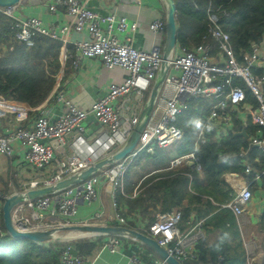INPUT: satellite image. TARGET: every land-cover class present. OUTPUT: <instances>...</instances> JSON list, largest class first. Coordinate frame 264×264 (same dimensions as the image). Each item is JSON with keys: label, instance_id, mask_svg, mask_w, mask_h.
I'll use <instances>...</instances> for the list:
<instances>
[{"label": "built area", "instance_id": "1", "mask_svg": "<svg viewBox=\"0 0 264 264\" xmlns=\"http://www.w3.org/2000/svg\"><path fill=\"white\" fill-rule=\"evenodd\" d=\"M88 5V1L82 0H53L48 7L49 11L56 13L59 7H64L69 18L68 23L59 31L45 28L38 18H14L11 24L15 38L29 46L33 45V39L39 35L59 41L65 47L72 33L86 34L88 40L75 43L78 55L76 64L82 58H100L106 69L120 68L127 74L122 82L111 84L108 93L95 101L89 111L76 107L64 95H59L58 100L67 107L65 114L55 119L40 114L31 126L19 125L8 135L0 138V156L12 158L16 150L15 145L18 143L24 151V160L37 170H44L56 161L55 173L45 179L32 181L27 191L53 186L111 156L123 147L140 119L123 118L115 106L116 103L132 94L143 97L151 90L162 70L164 60L160 46H155L149 51L135 47L134 33L139 29L137 22L129 21L127 18H117L112 14L102 15ZM211 21L214 27L209 31L210 36L218 42L227 58L226 63L218 64L211 60L208 44H202L195 50L181 48L179 53H174L156 107L141 135L135 155L150 153L155 147L167 148L179 143L184 133L176 124L179 117L189 109L191 100L212 98L215 102L211 104L208 121L222 120L227 124L230 123L238 114L239 108L246 103V92L242 87L234 85L235 78L241 79L246 84L258 102L256 110L248 107L251 109V123L264 128V75H256L253 72L260 61L258 49L254 48L253 53L247 54L244 62L240 64L229 34L217 26V19L214 16L211 17ZM165 30V21L157 20L150 25L151 32L165 33ZM118 35L124 39L122 40ZM31 111L28 106L13 103L0 95V118H8L12 115L20 124L29 120ZM90 117L94 118L100 125V130L102 129L92 140L86 136L85 128V123ZM210 130V124H207L205 130L199 133L198 143L207 142L204 132ZM65 146H70L71 154L63 160H56L58 147ZM250 146L264 153V138H251ZM239 157L244 158L245 154L242 153ZM185 161L191 162L198 171H201L195 152L176 159L174 164L177 166ZM126 169L124 160L105 168L80 185L51 196L25 201L17 206L12 214L14 227L20 232H32L74 225L51 224L46 220L76 217L79 213L80 201L92 203L98 198L97 188L103 178L115 192L120 190L123 187ZM245 172L251 174L253 172L251 166L246 165ZM254 175L255 180L264 179V171ZM115 192L114 199H116ZM252 197V191L243 188L235 196L230 208L237 215H241ZM7 198L8 196L0 192V236L3 235L2 207ZM117 205L118 203L114 202V207ZM116 219L121 224L126 223L120 214H116ZM182 220L181 212L172 211L160 215L146 231L178 261L184 263L196 258L190 244L202 238V235L198 233L189 239L180 230ZM87 224L91 223L87 222ZM121 243L120 238H113L106 247L114 254L119 251ZM129 259L130 264H141L137 256H131ZM222 262L223 259L218 264ZM62 264L94 263L89 262L72 244H67L62 252ZM154 264L164 263L159 259Z\"/></svg>", "mask_w": 264, "mask_h": 264}, {"label": "crops", "instance_id": "2", "mask_svg": "<svg viewBox=\"0 0 264 264\" xmlns=\"http://www.w3.org/2000/svg\"><path fill=\"white\" fill-rule=\"evenodd\" d=\"M88 1V6L102 15H115L117 18H127L129 21L137 22L139 29L134 33V45L139 50L149 51L155 46H160L162 53L165 45V33H154L150 31V25L157 20L166 21V8L162 0H82ZM53 0H24L17 6L11 7V16L13 18H38L42 21L45 28H51L59 31L68 23V15L64 7H59L56 13H51L48 9ZM10 10V9H9ZM122 40L121 35H118ZM19 41L15 38L11 39V43L7 44L14 46V43L26 46L29 49L35 46ZM88 37L82 33H72L69 37V42L64 47L62 45L59 57L60 70L57 74V81L48 98L36 108H31L30 118L27 122L18 123L14 116L8 118H0V138L8 135L16 127L31 126L35 118L44 114L51 119H55L61 114L67 112L66 105L58 100L59 95L72 102L76 107L89 111L91 105L105 96L109 87L113 83H120L127 74L120 69L108 70L104 67L100 58H82L79 63H75L78 59L75 43L78 41H86ZM56 41V40H53ZM211 44V43H213ZM208 43L209 57L218 64H225L227 58L223 54L216 40ZM62 44V43H61ZM6 50V46L2 47ZM182 47L179 43L174 53H179ZM258 49L260 61L257 63L256 69L264 70V41L254 46ZM196 47L190 49L195 50ZM174 55V54H173ZM237 58V57H236ZM238 60V59H237ZM240 64L243 62L239 61ZM6 99V98H5ZM9 100V99H6ZM11 101V100H9ZM146 94L143 97L132 94L129 97L120 99L116 103L118 112L123 118L138 117L140 119L141 112L146 106ZM204 101L211 103L215 102L212 98H205ZM13 103L23 104L16 101ZM26 105V104H23ZM27 106V105H26ZM250 107L256 110V107L245 103L239 108L238 114L232 118L228 124L222 120L209 122L208 117L211 113L212 105H209V113L204 118V122L199 124V131L205 130V126L210 124V131L215 135L214 139L227 136L229 132H236V128L243 129L240 133H245V139H250L245 130L251 122ZM30 108V107H29ZM86 136L92 140L100 131V125L95 122L94 118L90 117L86 123ZM209 131V132H210ZM205 133V132H204ZM198 141V140H197ZM57 147V145H55ZM174 146L161 148L155 147L150 156L146 153L132 154L130 162H127L126 174L123 181V187L116 192L105 178L98 185V198L92 203L80 201L78 208L79 213L76 217L66 219L59 217L57 220L47 218V222L51 224L71 223V224H106L117 226H127L131 224L129 217L123 215L127 210L122 198H135L139 195L138 188L147 176L166 170L176 169L179 166L174 164L178 159L173 151ZM15 154L12 158L0 156V192L8 197L26 192L29 184L34 180H42L55 173V165L49 170V167L44 170L33 168L24 160V151L20 145L16 143ZM70 146L64 148L58 147L56 152V160H63L71 154ZM244 167L251 166L253 172L247 174L230 173L224 176V182L233 190L231 197L224 204H215L216 209L208 216L202 218L196 213L190 215L189 220H184L180 225V230L187 235L189 239L200 233L202 238L192 242L190 246L198 254V260L204 259V262L197 264H216L218 256L226 255L227 258H236L239 261H244L245 264H264V179L255 180L254 173L264 171V153L256 147H251L243 152ZM135 163L134 169L130 170L132 161ZM126 161V160H125ZM138 162V163H137ZM192 166L191 162H186ZM149 166L147 167V165ZM52 166V165H51ZM50 166V167H51ZM134 171L136 172L134 174ZM249 188L252 191L253 197L249 204L244 208L241 215H237L230 208L235 196L243 189ZM114 192L116 199L113 198ZM119 200L121 206H119ZM114 202L118 203L114 207ZM180 211V210H179ZM170 213V212H169ZM116 214H120L126 221L121 224L116 219ZM168 214V213H165ZM160 214V215H165ZM159 215V216H160ZM158 216V217H159ZM134 217V216H133ZM97 220V221H96ZM137 220V219H135ZM134 222V221H133ZM137 230L145 231L149 228L147 222L143 220L136 221ZM135 228V229H136ZM97 237L77 238L75 240L90 239L96 242L97 249L92 254H83L89 262L94 264H130V257L137 256L141 260V264H154L159 260L155 255L148 250L136 244L133 240L128 239L122 241L117 253H111L108 247L110 240L97 241ZM123 239V238H122ZM71 240V241H75ZM135 250L134 253H132ZM226 261L224 262V264ZM188 264H194L188 261Z\"/></svg>", "mask_w": 264, "mask_h": 264}, {"label": "trees", "instance_id": "3", "mask_svg": "<svg viewBox=\"0 0 264 264\" xmlns=\"http://www.w3.org/2000/svg\"><path fill=\"white\" fill-rule=\"evenodd\" d=\"M175 3L177 41L189 50L214 41L209 33L214 27L211 21L213 16L217 19V26L229 34L235 55L241 62H244L247 54L253 53L254 46L264 41V0H175ZM12 21L10 16L0 11V95L36 108L55 87L60 70L62 44L46 37H37L35 46L30 49L18 43H14L13 47L7 46L14 38ZM211 44L215 45L214 42ZM3 46L7 47L6 50H3ZM253 72L264 75V70L261 69L254 68ZM234 85L245 90L248 105H258L255 96L241 79L235 78ZM204 99L189 102V109L182 114L185 115L180 120L181 127L179 126L184 137L173 148L178 158L195 152L201 171L194 165L183 163L176 169L147 176L138 188L140 192L137 197L122 198L127 208L123 215L129 217L128 220L131 219V224L127 227L135 229L136 221L140 219L150 226L158 220L160 214L179 210L183 214L182 222L189 220L192 213L204 218L216 209L215 204H224L233 194V190L224 182V176L245 172L244 158L239 156L251 148V138H264V128L250 122L245 130L250 138L248 140L238 135L243 130L241 128L217 139H214L215 135L211 131L205 132L207 142L200 144L197 141L200 133L197 122H204L209 113V105L212 104ZM146 154L150 156L149 153ZM121 203L123 202L119 200V206ZM2 230L0 264H62V252L67 244H72L82 255L92 254L97 249L96 242L90 239L36 243L13 239L7 234L3 223ZM143 232L147 234L146 230ZM105 239L111 240L113 237L96 238L97 241ZM120 240L122 242L128 239ZM135 243L155 255L147 247ZM134 252L135 250L132 253ZM195 255L196 258L190 260L194 264L205 261L198 260L196 251ZM227 257L218 256L215 263L218 264L223 259L221 264L225 261V264H245L239 259ZM183 264H188V261Z\"/></svg>", "mask_w": 264, "mask_h": 264}, {"label": "water", "instance_id": "4", "mask_svg": "<svg viewBox=\"0 0 264 264\" xmlns=\"http://www.w3.org/2000/svg\"><path fill=\"white\" fill-rule=\"evenodd\" d=\"M23 0H0L1 8H11L19 5ZM166 8V30L165 45L163 48V66L154 86L151 89L146 106L141 114L139 123L126 144L111 156L88 167L80 173L65 178L63 181L49 187H41L34 190H28L23 193L14 194L8 197L3 204L2 216L3 224L7 234L16 240H30L36 243H50L54 241L63 242L75 240L77 238L91 237H113L131 239L151 250L164 264H183L178 261L165 247L161 246L157 240L143 231L133 229L127 226H110L97 224H74L70 226H61L49 230H37L32 232H20L13 224V211L20 204L29 200H36L42 197L51 196L60 193L68 188L82 184L102 170L116 163L126 160L132 155L139 143L148 121L156 107L159 94L163 88L166 77L169 72V62L177 49L178 24H177V6L175 0H162ZM240 135V134H238ZM245 136V133L241 134ZM63 233H67L66 236Z\"/></svg>", "mask_w": 264, "mask_h": 264}, {"label": "rangeland", "instance_id": "5", "mask_svg": "<svg viewBox=\"0 0 264 264\" xmlns=\"http://www.w3.org/2000/svg\"><path fill=\"white\" fill-rule=\"evenodd\" d=\"M40 1H42V0H40ZM24 2V0L22 1V3ZM10 9V10H9ZM0 11H3L5 14H7L8 16H10L13 20H14V18L11 16V8H4L3 10L1 9V7H0ZM116 69H120V68H116ZM121 70V69H120ZM153 86H154V83H153V85H152V88H153ZM151 88V89H152ZM150 92H151V90L149 91V92H147V93H145L146 94V98H147V100H148V98H149V95H150ZM145 96V95H144ZM147 102V101H146ZM144 108H145V106H144ZM144 108H143V110H144ZM143 110H142V112H143ZM142 112H141V114H142ZM140 114V115H141ZM185 115V114H184ZM184 115H182L181 117H180V119H179V122H177L178 124H176L178 127L180 126L181 127V123H180V120H181V118L184 116ZM187 128H190L189 126L187 127ZM184 133V132H183ZM173 146H175V145H173ZM122 148V147H121ZM121 148H119V150L121 149ZM115 152H117V151H115ZM132 158V155H130L127 159H126V161H125V165H126V167H127V162L129 163L130 162V159ZM187 161H185L184 163H186ZM135 163H136V160L133 162L132 161V163L130 164V170H132V169H134V167H135ZM138 163V162H137ZM54 165V164H53ZM51 166V167H49V170L50 169H52L54 166ZM149 166V164L147 165V167ZM136 172L134 171V174H135ZM4 204V203H3ZM3 208V207H2ZM67 235V233L66 234H64V236H66Z\"/></svg>", "mask_w": 264, "mask_h": 264}, {"label": "clouds", "instance_id": "6", "mask_svg": "<svg viewBox=\"0 0 264 264\" xmlns=\"http://www.w3.org/2000/svg\"><path fill=\"white\" fill-rule=\"evenodd\" d=\"M197 126H199V123L197 122ZM148 234V233H147Z\"/></svg>", "mask_w": 264, "mask_h": 264}, {"label": "bare ground", "instance_id": "7", "mask_svg": "<svg viewBox=\"0 0 264 264\" xmlns=\"http://www.w3.org/2000/svg\"><path fill=\"white\" fill-rule=\"evenodd\" d=\"M15 210V209H14ZM14 212V211H13Z\"/></svg>", "mask_w": 264, "mask_h": 264}]
</instances>
